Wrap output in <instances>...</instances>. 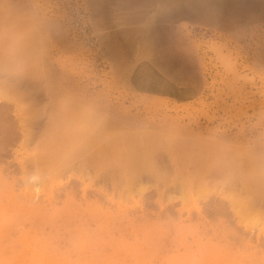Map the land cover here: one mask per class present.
<instances>
[{
    "label": "rangeland",
    "instance_id": "1",
    "mask_svg": "<svg viewBox=\"0 0 264 264\" xmlns=\"http://www.w3.org/2000/svg\"><path fill=\"white\" fill-rule=\"evenodd\" d=\"M219 1L222 20L163 0H0V264H264V195L260 214L237 208L264 161V0ZM200 164L213 175L181 196Z\"/></svg>",
    "mask_w": 264,
    "mask_h": 264
},
{
    "label": "bare ground",
    "instance_id": "2",
    "mask_svg": "<svg viewBox=\"0 0 264 264\" xmlns=\"http://www.w3.org/2000/svg\"><path fill=\"white\" fill-rule=\"evenodd\" d=\"M211 1H214V2H217V1H219V0H163V5L161 6V7H158L159 9H174V8H177V7H179L180 6V8L181 9H183V10H190V11H192V12H194V13H197V15H203L205 18H207V19H217L216 18V16H218V15H216V13H215V10H213V9H211V7H210V2ZM131 2H135V1H131ZM147 2H148V0H143V11H144V7H145V5L147 6ZM219 3H220V7H221V9H223V7H224V5H222L223 3L221 2V1H219ZM232 4H239V3H237V2H234V1H229L228 3H226L225 4V6L227 5L228 6V8H231V9H233V10H236V11H242V9L243 10H245V9H247V6H250L251 7V5H248V4H245V3H242V5H240V6H237L236 8L235 7H231L230 5H232ZM149 5V4H148ZM169 5H170V7H169ZM172 6V7H171ZM140 8H141V6H140ZM141 11V10H140ZM149 11V10H148ZM171 11V10H170ZM196 16V15H195ZM219 18H220V20H222V12H221V14H220V16H218ZM146 18V17H145ZM143 19L144 21H146V19ZM147 26H148V24H147ZM144 27V26H143ZM148 28L146 27L145 29L143 28V33H145L146 34V30H147ZM174 31V30H173ZM103 32V31H102ZM143 33H141L142 35H143ZM144 38V37H143ZM142 38V39H143ZM146 41V40H145ZM149 44V43H148ZM258 58V57H257ZM42 64V63H41ZM158 67V66H157ZM7 86V85H6ZM12 90H13V88H12ZM6 92V91H5ZM12 93V92H11ZM15 93V92H14ZM11 95V94H10ZM23 98V97H22ZM66 98V97H65ZM30 109H32V108H30ZM42 110H44V109H42ZM35 112V111H34ZM94 117V116H93ZM96 118V117H95ZM94 118V119H95ZM48 119V118H47ZM79 120V119H78ZM83 120V119H82ZM3 121V120H2ZM96 121V120H95ZM12 123V122H11ZM82 123V122H81ZM95 123V122H94ZM22 124V123H21ZM85 124V122L83 123V125ZM113 124V123H112ZM105 125V124H104ZM109 125V124H108ZM115 125V124H114ZM90 126V125H89ZM88 126V127H89ZM3 128V127H2ZM109 128H111L110 130H112V126L110 125V127ZM8 129V128H7ZM115 130V129H114ZM125 130V129H124ZM2 131V130H1ZM117 131V130H116ZM4 132V131H3ZM16 132V131H15ZM115 132V131H114ZM5 133V132H4ZM113 133V132H112ZM124 134H125V132H124ZM127 134V133H126ZM131 134V133H130ZM135 134V133H134ZM15 135V134H14ZM137 135H138V133H137ZM134 136V137H133ZM132 136V134H131V136H129V134L127 135V136H125V137H123V139H125V140H131V142L132 141H134V140H136V141H138V138H140V139H142V137H143V139L142 140H144V136L143 135H138V136H135V135H133ZM15 137H16V135H15ZM30 137V136H29ZM13 139H14V137H12ZM73 139V138H72ZM134 139V140H133ZM63 140V139H62ZM7 141V140H6ZM96 141V140H95ZM95 141H94V144H95ZM68 142V141H67ZM70 142V141H69ZM68 142V143H69ZM93 142V141H92ZM139 143H142L140 140L138 141ZM4 143H6V142H4ZM138 143V144H139ZM192 143H194V142H192ZM8 144V143H7ZM6 144V145H7ZM4 145V144H3ZM87 145V144H86ZM117 144H115V146H116ZM131 148L133 147V148H136L135 147V143L134 142H132L131 143ZM2 146V145H1ZM107 146V145H106ZM143 146V145H142ZM2 147H6V146H2ZM140 147V146H139ZM113 148H115V147H113ZM117 148V147H116ZM126 149L128 152H130V153H132L133 152V150L132 149ZM144 148H145V155H146V153L148 152V151H150L152 148H153V146H152V144H150L148 141H146L145 143H144ZM155 148H156V146H155ZM109 149V148H108ZM4 150V149H3ZM86 150V149H85ZM102 150V149H101ZM140 151V154H142L143 153V151L141 152V148L139 149ZM143 150V149H142ZM177 149L175 148V147H173V151H174V153H175V151H176ZM193 150H194V148H193ZM109 151V150H108ZM137 151V150H136ZM178 151V150H177ZM184 151H185V149H184ZM87 152V151H86ZM106 152H107V150H106ZM93 153V152H92ZM104 153V152H103ZM138 153V152H137ZM152 153V152H151ZM173 153V152H172ZM178 153H180V152H178ZM228 153V152H227ZM102 154V153H101ZM105 154V153H104ZM129 154V153H128ZM134 154H136V153H134ZM139 154V155H140ZM148 154V153H147ZM181 154V153H180ZM180 154H178V156H180ZM197 154L198 153H196V154H194L195 156H192V159H194L193 161H196L195 159H198V157H197ZM212 154H213V152H212ZM78 155V154H77ZM142 155H144V154H142ZM142 155H141V157H142ZM185 155H186V153H185ZM226 155H228V154H226ZM137 156V155H136ZM150 156H152V154L150 155ZM107 157H109V156H107ZM125 157H126V155H125ZM90 158V157H89ZM103 158H104V156H103ZM145 158V157H144ZM147 158V157H146ZM178 158V157H177ZM185 158V157H184ZM183 158V159H184ZM188 158V157H187ZM250 158H252V157H250ZM152 159H153V156H152ZM183 159H182V161H183ZM191 159V160H192ZM84 161H85V159H83ZM107 160V159H106ZM110 160H112V159H110ZM134 160V159H133ZM139 160H141V159H139ZM146 160V159H145ZM147 160L148 161H146L144 164L147 166V169H148V171L150 172H148L150 175H151V177H152V173H153V175L155 174V176H154V178H156V180H157V178H159L158 176H159V173H160V171H159V169L157 168V167H155L156 165H153V163H152V160H149L148 158H147ZM226 160V159H225ZM262 160V159H261ZM80 161H82V160H80ZM115 161H117V160H115ZM193 161H191V162H193ZM199 161V160H198ZM203 161V158H202V160H201V162ZM41 162V161H40ZM87 162H89V161H87ZM107 162V161H106ZM119 161H117V163H118ZM121 162V161H120ZM136 163H137V161H135ZM134 161H129V160H124V161H122V164L124 165V167H125V170H126V172H124L125 174H124V176L125 175H127L128 174V172H131V171H133L134 172V169H136L135 171H138L137 170V168H139V167H137L136 168V164H134L135 163ZM170 162V161H169ZM168 162V163H169ZM231 162V161H230ZM249 162V160H247L246 162H244L245 164H247ZM54 163V162H53ZM173 163H174V165H176L177 166V163H178V160L176 161V159H175V157H173ZM243 163V164H244ZM250 163H252V162H250ZM37 164H39V163H37ZM49 163H47V165H48ZM63 164H65V163H63ZM81 164V163H80ZM80 164H79V166H80ZM92 164V163H91ZM170 164V163H169ZM184 164V163H183ZM202 164V163H201ZM201 164L200 165H196V166H192L191 165V168H188L186 171L187 172H185L186 173V177H187V175L188 176H191V174L192 173H197V177L195 176V178H197V179H195L196 181L198 180L199 182L201 181V180H203V182L205 181V179L207 178V177H209V178H211L210 176H212L211 175V171L210 170H203V168H201V167H204V166H201ZM256 164V166L253 168V170H251V173H252V177L250 178V177H247V178H249L248 180H245V181H242V180H240V181H242L241 183H240V185L237 187V186H235L236 184L235 183H233L234 182V179H232V178H230V176L229 177H227V176H225L224 177V179H226V180H228L229 181V185H231L232 187L234 186V187H237L238 188V192H240V194L241 195H243V197H241V198H239V199H241V202H238V203H240V204H238V209H239V211L242 213V212H246V211H250V210H252V212H253V214L256 212V211H258L259 210V208H258V210H257V208H255L256 209V211H254L253 209L254 208H252V203H254L255 201V199L257 198L258 199V197H260L261 195H264V177H261V175L260 176H258V173L259 172H261L262 170H264V161L262 160V162L261 163H255ZM42 165V164H41ZM82 165H84V163L83 164H81V166ZM135 165V166H134ZM227 165V164H226ZM226 165H224V167H226ZM105 166V165H104ZM141 166V165H140ZM145 166V167H146ZM181 166V165H180ZM205 166H208V165H205ZM223 166V165H222ZM47 167V166H46ZM105 167H107L108 168V166H105ZM173 167V166H172ZM179 167V166H178ZM183 167H184V165H183ZM183 167H181L182 169H183ZM243 167V166H242ZM247 167V166H246ZM18 167H16V169H17ZM70 168H72V167H70ZM81 168V167H80ZM102 168V167H101ZM207 168V167H206ZM217 168V167H216ZM124 169V168H123ZM220 169V168H219ZM231 169V168H230ZM42 170V169H41ZM115 170V169H114ZM174 170V169H173ZM43 171V170H42ZM122 171V170H121ZM146 170H144V172H145ZM169 171V170H168ZM182 172L184 171V170H181ZM234 171V170H233ZM249 171V170H248ZM46 172V171H45ZM143 172V173H144ZM170 172V171H169ZM234 172H236V171H234ZM241 172H243V171H241ZM42 172H40V174H41ZM146 173V172H145ZM184 173V174H185ZM262 174L264 173V171H262L261 172ZM107 174V173H106ZM105 174V175H106ZM116 174V173H115ZM114 174V175H115ZM209 174H210V176H209ZM215 174V173H214ZM42 175V174H41ZM46 175V174H45ZM52 175V174H51ZM135 175V174H134ZM138 175H140V174H138ZM222 175V174H221ZM228 175V174H227ZM236 175V174H235ZM54 176H56V174H54ZM99 176V175H98ZM111 176V175H110ZM129 176V175H128ZM147 176V175H146ZM243 176V175H242ZM263 176V175H262ZM134 177V176H133ZM182 177V176H181ZM181 177H180V179H181ZM185 176H184V178H182V180L184 181L183 183H180V185L179 184H177L178 183V181H177V183L176 184H174L175 186L177 185V187H178V185L180 186V192H181V196H184V195H186V194H188V192H189V190H190V187H191V185L193 184V178H189V177H187L186 178ZM56 178V177H55ZM128 177H126V183H129L128 182V180H129V178L127 179ZM243 178H244V176H243ZM120 179V178H119ZM151 179V178H150ZM149 179V180H150ZM167 179H168V177H167ZM173 179H174V177H173ZM217 179V178H216ZM219 180L220 179H222V178H218ZM104 180H106V179H104ZM131 180V179H130ZM163 180V179H162ZM169 180V179H168ZM132 181V180H131ZM130 181V182H131ZM164 181V180H163ZM167 181V180H166ZM207 181H208V179H207ZM209 181H213V180H209ZM208 181V182H209ZM216 181H218V180H216ZM105 182V181H104ZM182 182V181H181ZM195 182V181H194ZM199 182H197L198 184H200ZM202 182V181H201ZM40 183V182H39ZM38 183V184H39ZM159 183V182H158ZM170 183V182H169ZM196 183V182H195ZM21 184V183H20ZM163 184V183H162ZM168 184V183H167ZM210 185V184H208V183H205V184H203L202 186H203V188H202V186H200V185H197V186H200V187H196V185H195V188H194V194H196V188L198 189V190H201V193H203L202 191L204 190V188H206L207 189V187H205V185ZM219 184V183H218ZM127 185V184H126ZM160 185V184H159ZM229 185H228V187H229ZM194 186V185H193ZM219 186V185H218ZM4 187V186H3ZM118 187V186H117ZM127 187H129V186H127ZM127 187H124V188H127ZM214 187V186H213ZM114 188H115V186H114ZM113 188V189H114ZM138 188V187H137ZM172 188V187H171ZM215 188V187H214ZM231 188V187H230ZM62 188H60V190H61ZM67 189V188H66ZM130 189V188H129ZM129 189H128V192H129ZM173 189V188H172ZM44 190V189H43ZM119 190V189H118ZM159 190V189H158ZM166 190V189H165ZM178 190V189H177ZM234 190H236V189H234ZM115 191V190H114ZM126 191V190H125ZM178 191V192H179ZM56 192V191H55ZM127 192V193H128ZM10 193V192H9ZM59 193H62V192H59ZM115 193H117V192H115ZM161 193V192H160ZM182 193L184 194V195H182ZM96 194V193H95ZM118 194V193H117ZM179 194V193H178ZM55 195H57V194H55ZM54 195V196H55ZM59 195V194H58ZM61 195H63V194H61ZM123 195V194H122ZM130 195H131V193H130ZM197 195V194H196ZM230 195V194H229ZM3 196V195H2ZM38 196V195H37ZM164 196H166V195H164ZM233 196V195H232ZM235 196V195H234ZM1 197V196H0ZM57 197V196H56ZM55 197V198H56ZM123 197H124V195H123ZM146 197V196H145ZM13 198V197H12ZM62 198V197H61ZM214 198V197H213ZM212 198V199H213ZM244 198H245V200H244ZM1 199V198H0ZM103 199V198H102ZM261 198H259L258 200H260ZM263 200H264V196H263ZM72 201V200H71ZM231 201V200H230ZM240 201V200H239ZM12 202V201H11ZM10 202V203H11ZM148 202V201H147ZM210 202V201H209ZM208 202V203H209ZM212 202V201H211ZM234 202V201H233ZM232 202V203H233ZM261 202H263V201H261ZM3 203V202H2ZM67 203V202H66ZM243 203V204H242ZM14 204V203H13ZM74 204V203H73ZM147 204V203H146ZM211 204H213V203H211ZM251 204V205H250ZM33 205V204H32ZM71 205V204H70ZM209 205V204H208ZM263 205H264V203H263ZM16 206V205H15ZM14 206V207H15ZM17 206H18V204H17ZM36 206H38V205H36ZM2 207V208H1ZM0 207V212L4 209L3 208V206H1ZM210 207V206H209ZM227 207V206H226ZM225 207V208H226ZM25 208V210H26V208H29V207H24ZM38 208V207H37ZM40 208V207H39ZM121 208H123V207H121ZM151 208V207H150ZM229 208V207H228ZM6 209V208H5ZM153 209V208H152ZM155 209H157V208H155ZM213 209V208H212ZM17 210V209H16ZM20 210V209H19ZM23 210V209H22ZM25 210H23V211H25ZM41 210V209H40ZM72 210V209H71ZM223 210V209H222ZM18 211V210H17ZM17 211H15V209H14V213L15 214H17L18 212ZM22 211V212H23ZM62 211H64V210H62ZM73 211V210H72ZM167 211V210H166ZM212 211V210H211ZM210 211V212H211ZM5 212H7L6 210H4V213ZM10 212H12L11 210H10ZM21 212V211H20ZM27 212H29L28 210H27ZM70 212V211H69ZM128 212H129V210H128ZM206 212V211H205ZM210 212H209V215H210ZM217 212V211H216ZM262 212V211H261ZM3 213V212H2ZM8 213V212H7ZM32 213V212H31ZM98 213V212H97ZM222 213V212H221ZM13 213H10V215H12ZM19 214V213H18ZM68 214V213H67ZM103 214V213H102ZM144 214V213H143ZM148 214H149V212H148ZM208 214V213H207ZM212 214V213H211ZM213 214H214V212H213ZM226 214V213H225ZM225 214H223V215H225ZM228 214V213H227ZM246 214V213H245ZM248 214H251L250 216L252 217L253 216V214L250 212V213H248ZM259 214H260V210H259ZM20 215V214H19ZM18 215V216H19ZM58 215V214H57ZM218 215V214H217ZM230 215V214H229ZM261 215H262V213H261ZM3 216H4V214H3ZM17 216V215H16ZM71 216V215H70ZM144 216V215H143ZM150 216V215H149ZM161 216H163L162 214H161ZM160 216V217H161ZM247 215H245V217H246ZM260 216V215H259ZM262 216H264V215H262ZM5 217V216H4ZM3 217V218H4ZM26 217V216H25ZM24 217V218H25ZM29 216H27V218H28ZM68 217V216H67ZM211 217V216H210ZM256 217H258V216H256ZM261 217V216H260ZM17 219H20V216L19 217H16ZM15 218V219H16ZM115 218V217H114ZM153 218V217H152ZM161 218H163V217H161ZM164 218H166V217H164ZM227 218H229L228 216H227ZM255 218V217H254ZM261 218H263V217H261ZM30 219V218H29ZM68 219V218H67ZM119 219V218H118ZM211 219H213V218H211ZM260 220V218L258 217L257 218V220ZM115 220V219H114ZM159 220V219H158ZM245 220V219H244ZM262 220V219H261ZM260 220V221H261ZM120 221V220H119ZM102 224V223H101ZM170 224V223H169ZM232 224V223H231ZM260 224V223H259ZM142 225V224H141ZM154 225H156V224H154ZM161 225V224H160ZM34 226V225H33ZM170 226V225H169ZM178 226V225H177ZM38 227V226H37ZM74 227V226H73ZM85 227V226H84ZM180 227V226H179ZM147 228V227H146ZM181 229H182V227H181ZM89 230V229H88ZM107 230V229H106ZM160 230V229H159ZM241 230V229H240ZM130 231V230H129ZM145 231V230H144ZM163 231V230H162ZM177 231H181V230H177ZM94 232V231H93ZM128 232V231H127ZM131 232V231H130ZM146 232H148V231H146ZM150 232V231H149ZM164 232V231H163ZM167 232V231H166ZM160 233V232H159ZM40 234V233H39ZM77 235L76 236H78V233H76ZM183 234H184V232H183ZM182 234V235H183ZM247 234V233H246ZM37 235V234H36ZM126 235V234H125ZM214 236H216V235H214ZM221 236V235H220ZM44 237V236H43ZM127 237H129V236H127ZM164 237V236H163ZM48 238H50V237H48ZM142 238V237H141ZM178 238V237H177ZM184 238V237H183ZM25 239H30V238H25ZM32 239V238H31ZM40 239V238H39ZM80 239H81V237H80ZM130 239V238H129ZM38 240V239H37ZM123 240H124V238H123ZM140 240V239H139ZM163 240V239H162ZM161 241V240H160ZM167 241V240H166ZM200 241V240H199ZM48 242V241H47ZM139 242H141V240L139 241ZM169 242V241H168ZM167 242V243H168ZM186 242V241H185ZM121 243V242H120ZM210 243H212V242H210ZM221 243V242H220ZM219 243V244H220ZM229 243V242H228ZM46 244V243H45ZM213 244V243H212ZM37 245V243L35 242L34 243V246H36ZM119 245V244H118ZM121 245V244H120ZM198 245V244H197ZM142 246V245H141ZM157 246H159V245H157ZM163 246H164V243H163ZM199 246V245H198ZM188 247V246H187ZM216 247V246H215ZM141 248H143V247H141ZM158 248V247H157ZM161 248V247H160ZM181 248V247H180ZM222 248V247H221ZM227 248V247H226ZM152 249V248H151ZM155 249H156V247H155ZM154 249V250H155ZM223 249V248H222ZM228 249V248H227ZM233 249V248H232ZM69 250V249H68ZM144 250V249H143ZM201 250V249H200ZM202 250H204V249H202ZM215 250V249H214ZM60 251H62V250H60ZM233 251V250H232ZM67 252V251H66ZM128 252V251H127ZM189 252V251H188ZM196 252V251H195ZM253 252V251H252ZM57 253V252H56ZM179 253V252H178ZM253 253H256V252H253ZM252 253V254H253ZM145 255V254H144ZM247 255V254H246ZM251 255V254H250ZM195 256H196V254H195ZM202 256V255H201ZM212 256V255H211ZM230 256V255H229ZM248 256V255H247ZM138 257V256H137ZM151 257V256H150ZM156 257V256H155ZM171 257V256H170ZM189 257V256H188ZM231 257H233V256H231ZM251 258H253V257H251ZM255 258V257H254ZM67 259V258H66ZM184 259V258H183ZM204 259V258H203ZM241 259V258H240ZM245 259H247V258H245ZM244 259V260H245ZM257 259V258H256ZM78 260V259H77ZM191 260V259H190ZM206 260V259H205ZM233 260V259H232ZM173 261V260H172ZM145 262V261H144ZM169 262H171V261H169ZM207 262V261H206ZM242 262H244V261H242ZM264 262V261H263ZM148 263V262H147ZM150 263V262H149ZM166 263H168V262H166ZM174 263V262H173ZM205 263V262H204ZM143 264V263H142ZM146 264V263H145ZM181 264V263H180Z\"/></svg>",
    "mask_w": 264,
    "mask_h": 264
}]
</instances>
